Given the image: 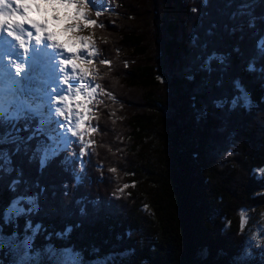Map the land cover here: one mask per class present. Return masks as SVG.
Instances as JSON below:
<instances>
[{"label": "trees", "instance_id": "obj_1", "mask_svg": "<svg viewBox=\"0 0 264 264\" xmlns=\"http://www.w3.org/2000/svg\"><path fill=\"white\" fill-rule=\"evenodd\" d=\"M107 6L99 15L88 8L108 61L95 77L88 150L74 143L41 170L32 116L0 117L1 238L22 241L35 230L28 264H60L64 252L81 264H264L242 227L243 210L254 216L264 206V174L254 172L264 169V72L246 70L264 37V0ZM213 51L227 63L202 70ZM237 79L256 105L250 111L230 109ZM15 203L23 210L7 217ZM12 255L1 248L0 264Z\"/></svg>", "mask_w": 264, "mask_h": 264}, {"label": "snow or ice", "instance_id": "obj_2", "mask_svg": "<svg viewBox=\"0 0 264 264\" xmlns=\"http://www.w3.org/2000/svg\"><path fill=\"white\" fill-rule=\"evenodd\" d=\"M14 11L2 13L0 11V32L7 29L9 36L15 37L25 48L28 50V41H26L20 34H17L16 29H25L27 26V37L29 41H34L37 46H42L45 41L50 42L47 47L48 51L57 50L59 57L58 63L60 64V71L63 75L59 89L51 90L49 94H44L43 98L39 100L37 107L32 111L31 123L32 127L29 129L36 133L33 137L37 141V151L40 153V167L43 170L47 167L50 160L56 158L59 154L58 144L56 142V135L53 131V124L59 132H67L72 137L78 138L83 142L85 137L84 133H94L95 127L89 128V113L92 111L91 104L95 98L98 88L89 85L87 97L83 94L84 86L82 78L89 76V70L84 67L88 62L89 56H95V50L89 43L90 37L83 35H71V33L78 32L83 26L96 24V20L89 19L86 9L88 3L86 0H13L11 3ZM200 6L207 9L209 7V0H200ZM230 6V5H229ZM196 13L198 9H191ZM33 12L38 14L41 18L36 19ZM99 15V12L97 13ZM209 15V13H204ZM234 18V14L232 17ZM250 27L254 25L250 24ZM218 27L217 23L213 21L207 29L205 35L212 36L213 30ZM224 27L230 32L235 33L238 29L236 27L229 28L228 25ZM65 39H60L61 36ZM199 40V35L192 36L193 45ZM207 48V44L202 45ZM239 52V47L233 49ZM257 57H253L248 65L247 71L264 72V66L257 68L258 57H264V37H261L256 44ZM202 70L211 71L213 62L225 65L228 60V55L213 51L204 58ZM108 63L107 60L102 61ZM71 69V72L68 70ZM17 71H20V66L17 65ZM188 80L194 79L192 75L187 76ZM233 85L237 92L230 101V109L234 110L237 107H244L251 110L256 105L253 104L250 93L245 89L239 79L233 81ZM226 101H216L217 107H222ZM206 114V113H205ZM199 119V116L197 117ZM91 142L89 141V144ZM88 150L87 146L81 143V154L83 155ZM231 155V153H229ZM115 172L116 169H112ZM264 174V169L254 170ZM258 178H261L258 176ZM128 187L127 184L123 188H119L118 192H123ZM42 192L44 189L41 190ZM39 205H37V208ZM244 222L242 221V227ZM40 226L37 225V229ZM70 231V228L68 229ZM15 233L13 238L8 240V243H0V247H10L17 256V264H22V261L28 259L31 254L33 236H26L22 241H16ZM258 245L264 243L259 239L256 240ZM49 246L46 251H49ZM67 251V250H65ZM249 255L247 250L242 260Z\"/></svg>", "mask_w": 264, "mask_h": 264}, {"label": "rangeland", "instance_id": "obj_3", "mask_svg": "<svg viewBox=\"0 0 264 264\" xmlns=\"http://www.w3.org/2000/svg\"><path fill=\"white\" fill-rule=\"evenodd\" d=\"M12 2H13V0H0V11H2V13H5V14L8 13L10 10L14 11V9L12 8V5H11ZM86 2L88 3V7L86 9V12H87V16H89L88 17L89 19H93V18L90 17L92 13H91V11L88 10V8H92L96 12H102L105 9H107V7H108L107 6L108 0H86ZM81 24H82V26L79 29L78 33L77 34L74 33V34L75 35H83V36L90 37L89 43L92 45V48L95 50V56L94 57L93 56H89L88 62L84 64V67L89 70V76L87 77V79L92 81L91 78L93 76H95L96 73H97V76H99L98 66H100L99 64L103 63L102 61H105V60L100 59L101 56L99 54V45H98L99 41L98 42L96 41V36L94 35V28L97 25V22H96V24L88 25L87 27L83 26V22H81ZM0 37H2V35H0ZM3 38H4V40L6 39L5 36H3ZM3 38H2V40H3ZM65 38L66 37L63 36V35L60 37V39H65ZM251 41L253 42V40H251ZM11 44H13V43H10V45ZM5 46H6V44H5ZM16 46H18V44L14 43V46H12V47H16ZM12 47H10V49H12ZM2 50L3 49L1 47L0 51H2ZM14 50L15 51L13 53H9L8 52L7 55H5V57L3 56V58H5V60H3V62L1 60L2 65H3L2 68L0 69V84H1L0 85V88H1L0 92L1 93H4V92L6 93L7 91L10 90L9 89V85H10V82L12 81V78H14V77H9V78H7V80L5 79L7 74L12 72L11 71L12 70L11 65L13 64L15 57L19 54V52L16 53V49L15 48H14ZM17 51H20V48H17ZM14 55H15V57H14ZM54 66L55 67H53V68L58 70V71L56 72V71L53 70V73L51 72V73H49V75H48L49 71L47 69L46 70H42L39 73L36 72L38 76L35 79L36 81H35L34 85L37 86L38 85L37 83H42V84L44 83V85L41 87V89L39 88L38 90H36V87H35V91L33 92L34 96H31L33 99L29 96L30 99L33 100V104H31L32 106H30L31 109L34 108V106L37 107L39 100L43 98L44 94H49L50 95L49 92L51 90L60 88L61 83L59 84V78H58V77H61L60 70L56 66V64ZM95 70H96V72H95ZM6 71H7V74H6ZM59 74H60V76H58ZM87 79L85 77V78H82V81H81L83 86H84V89H85V97H87V91H88L89 85L97 87L95 85V83H93V82L89 83L87 81ZM15 81H18V80H15ZM13 86H15V84H13ZM11 90H10L11 95L8 96V101H11V104H10L11 106H10V108H8L9 110L7 111L6 114H7V118H16L17 119V118L22 116L24 110L21 111L19 109V107H21V106L18 105V102L16 100V95L17 94L15 92L13 94V96H12V91ZM97 93H98V90H97ZM95 97H96V95H95ZM5 108H6V106H2L0 108V114L2 113V111ZM89 121H88V125H87L88 127H89ZM242 128H244V126L240 127V129H242ZM53 131L55 132L56 142H57V144L59 146L58 147V152L62 148H67L70 144H73L74 142H80L78 140V138L72 137L70 134H69V136H67L68 133L66 131L65 132H59V130L56 128L55 124H53ZM59 135H61V137H59ZM58 137H59V139H58ZM84 137H85V139H84L83 142L88 140L86 132L84 133ZM68 138H69V142H67ZM66 155L67 156L69 155V149H68ZM79 163H80V165L82 164L81 167H80V168H82L84 166V162L83 163L79 162ZM34 202H35V198H34ZM22 210H23V208L21 207V205H18L17 203H15L11 207H9L8 210H6L7 217L9 216V214L11 215V214H14V213H17V212H21ZM242 215H243V222H244V225H245L244 231H245L246 236H247L248 244L250 245L251 248H257V249H259L260 251H262L264 253V243H262L260 245H258L256 243L257 239H259L260 241L264 242V206L258 208V210L256 211L254 216H250L249 213L247 212V210H243L242 211ZM0 243L7 244L8 242H6L0 236ZM1 248H3V247H0V249ZM12 254H13L12 255L13 256L12 264H17V256H16V254L13 251H12ZM61 256H62L61 257L62 259H60V261H59V262H61L60 264H81V262H80L81 260H80V258H79V256L77 254H74V253H71V252H64ZM29 262H30V257L28 259L22 261V264H28ZM95 264H101V263H95Z\"/></svg>", "mask_w": 264, "mask_h": 264}, {"label": "bare ground", "instance_id": "obj_4", "mask_svg": "<svg viewBox=\"0 0 264 264\" xmlns=\"http://www.w3.org/2000/svg\"><path fill=\"white\" fill-rule=\"evenodd\" d=\"M15 10V9H14ZM34 16V18H36V19H40L41 17L38 15V14H36V15H33ZM16 31H17V34H24V37H22V38H24L26 41H28V50H31V48H33V49H35V48H37V45L35 44V42L34 41H29V38L27 37V30L26 29H16ZM20 31V32H19ZM75 34H77L78 32H74ZM74 33H71V35H75ZM0 35H2V36H5V40H4V38H3V40L1 39V41L0 42H4V41H6V47H9V45H10V43H15V44H18V46H16L17 48H20V47H22L21 46V44L19 43V41L15 38V37H13V36H9L8 34H7V29L5 28L4 30H3V32H0ZM16 39V40H15ZM8 41V42H7ZM44 44H46L47 45V47L49 46V44H50V42H48V41H45V43ZM12 47V46H11ZM46 47V48H47ZM15 50H14V47H12V49L11 50H9V52L10 53H13ZM21 52V51H20ZM19 52V54L21 55V53ZM52 52L55 54V59L56 60H52V61H49L48 60V64L50 63V65H49V67H48V75H49V73H50V71L52 70H54V71H58V70H56V69H54L53 67H55L54 65L56 64V66L59 68V70H60V64L58 63V55H57V50H52ZM51 52V53H52ZM16 53H18L17 51H16ZM45 53H49L50 54V51H48V49H46V52L44 51V54ZM43 54V55H44ZM16 55V54H15ZM15 55H14V57H15ZM3 56L5 57V55H3V53H2V51H0V69L2 68V62H3V60H5V58H3ZM45 56V55H44ZM21 57V56H20ZM7 59V58H6ZM1 60H2V62H1ZM5 65V64H4ZM10 65V64H9ZM19 66H20V72H14L13 71V69H14V67H13V65L11 66L12 67V72H10L9 74H7V76H6V80H7V78H9V77H14V78H12V81L10 82V84L14 81V80H17V79H21L23 76H24V73H28V71H29V69H27V68H25V67H23L21 64H19ZM10 67V66H9ZM46 70V69H45ZM69 72H71V69H69ZM33 76H32V78L33 77H36L37 78V75L35 74V73H31ZM55 74V73H54ZM26 75V74H25ZM62 78H63V76H62V74H61V77H59V84L61 83V81H62ZM20 81H22V87L21 86H19V88L18 89H14V90H11V91H15L16 93H17V95L19 94V96H21L22 95V98H23V101H25L26 100V103L27 104H29V105H31V104H33V100H31L30 98H28L29 97V94H28V91L27 90H33L34 89V87H35V81H33V79L32 80H30V81H23V79H21ZM8 82V81H7ZM1 85V84H0ZM25 88V89H24ZM83 94L85 95V89H84V92H83ZM30 97H31V94H30ZM26 98V99H25ZM32 98V97H31ZM33 99V98H32ZM31 101V102H30ZM21 104H25L24 102L23 103H21ZM28 122V121H27Z\"/></svg>", "mask_w": 264, "mask_h": 264}]
</instances>
